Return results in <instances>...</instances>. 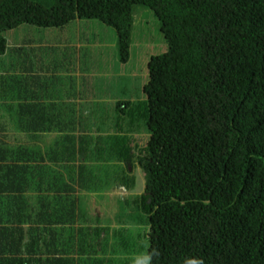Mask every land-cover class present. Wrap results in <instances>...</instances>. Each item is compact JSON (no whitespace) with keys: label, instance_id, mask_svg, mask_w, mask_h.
<instances>
[{"label":"trees","instance_id":"trees-1","mask_svg":"<svg viewBox=\"0 0 264 264\" xmlns=\"http://www.w3.org/2000/svg\"><path fill=\"white\" fill-rule=\"evenodd\" d=\"M136 5L153 12L167 44L148 62L147 104L136 111L150 134L144 152L131 164L127 132L137 108L124 101L115 104L118 120H103L111 127L105 133L80 136L85 155L97 162H81L77 173L43 170L34 146L15 143V136L0 139V264H100L98 249L107 243L96 237L101 232L109 240L111 230L100 227L91 236L72 230L89 221L68 200L72 186L95 191L112 172L118 186L134 191L137 168L143 193L116 216L146 218V264H264V0H0V60L8 56L10 71L18 72L0 80V107L14 126L36 132L49 119L44 98L53 89L27 80L42 71L39 61L15 64L29 49L9 48L7 32L94 20L114 31L125 61ZM34 54L41 56V49ZM12 93L25 100L14 116L17 107L7 106ZM97 105H86V122L101 123ZM33 189L42 192L29 193ZM10 202L34 205L39 225L20 229L33 215L18 213ZM121 231L112 230V247L126 246ZM73 232L84 235L80 246ZM24 240L36 242L24 246Z\"/></svg>","mask_w":264,"mask_h":264},{"label":"rangeland","instance_id":"rangeland-1","mask_svg":"<svg viewBox=\"0 0 264 264\" xmlns=\"http://www.w3.org/2000/svg\"><path fill=\"white\" fill-rule=\"evenodd\" d=\"M99 23L100 22L97 21H82L79 24V20H76L68 24L63 29H41L39 30V33L33 37H25L29 33L30 28L23 26L16 31L6 33V38H8L7 46L9 48L18 46L29 47L28 53L22 55L21 60L28 63L29 61H32L34 63L35 61L32 60V57L36 50L41 49V55L48 52L49 47L47 46V43L54 41L55 39L67 38L69 40L73 39L74 41L72 44H76V36L79 30V25H81L82 30L84 27L92 30L89 32H81L80 36L92 38L97 42L95 50L99 62V71L97 74L99 76L103 75V70L100 69V64L106 63L112 88L115 90L119 87L123 94L122 100L129 103V107L137 108L134 112L135 121L133 127L129 128L127 132L130 146L133 148L135 153L131 164H136L135 160L139 157L138 153L145 149L147 141L150 137L145 121L142 117H140L142 114L136 112L140 109L143 111L147 104L144 86L148 82V62L151 56L163 54L167 50V44L160 32L159 21L154 16L153 12L143 6L136 5L133 7V24L129 36L128 58L127 60L122 61L119 55L121 53L118 52L116 47L117 37L114 31L102 24L99 25ZM73 52L76 54L74 58L77 59L76 63H80L82 60V50L77 49ZM45 54L43 55V60L48 63V72H34L31 74L33 79L31 78L27 80H34L35 82L41 83L44 80L61 77V61L56 58L55 54L52 59L48 56L46 58ZM6 58L8 59V56H6ZM7 59L0 60V80H3V76L6 73L16 74L12 71L13 69L10 71L12 65H8V63H12ZM15 64H19L18 60ZM93 64L94 60L87 61L84 65H82V68L86 66L90 69ZM17 81L22 84L26 81V79L22 78ZM47 93H53V89L51 90L49 88ZM15 94L16 93H12L11 96ZM11 96L4 95V98ZM124 102L120 101L121 104ZM116 109V106L115 108L108 106L104 110H98V114L99 116H109L107 119L103 120L116 121L118 120V113L115 112ZM81 118L82 120H87L86 113L83 112ZM99 125H101L100 122ZM143 152H141L140 156ZM88 157L93 158L92 155ZM110 163H112V161ZM131 173L132 175H135L138 184L135 190L128 193L126 196L117 197L119 194L112 187L108 188V191L101 194L99 192L97 195L87 196L86 194H82L80 196L83 208L90 210V213L86 214L89 221L84 224V227L87 228L79 226H76L75 228L78 230H86L85 233L89 234V236L94 234L100 227H108L111 230L108 234L109 240H106L101 232L96 237V241H103L107 243L106 246L103 245L98 249V257L99 259H102L100 264L147 263V233L149 225L146 222V218L143 216L144 218H137V222H134L130 220H118L116 216L118 208L128 203L131 204L132 201L135 200V198L144 190V178L138 168L131 171ZM101 206H104L105 210H103ZM115 228L122 229L118 237L121 241H126V246L119 245L118 247H112L110 244L113 241L112 238L110 239L111 233ZM74 232L79 231L74 230ZM74 232L72 235L75 238L76 234ZM83 237L84 235H79L75 238V240L79 243L78 246H80V238Z\"/></svg>","mask_w":264,"mask_h":264},{"label":"crops","instance_id":"crops-1","mask_svg":"<svg viewBox=\"0 0 264 264\" xmlns=\"http://www.w3.org/2000/svg\"><path fill=\"white\" fill-rule=\"evenodd\" d=\"M94 21V20H92ZM82 21H79V24ZM101 23H99L100 25ZM29 28V27H28ZM79 25V30L77 32L76 44H72L74 41L67 38L55 39L47 43L49 54H45L46 58H53L54 54L56 58L61 61L62 65V75L61 77L54 78L51 80H44L39 85L42 89L47 87V82L51 84L53 88V93H47L44 98V111L45 119L43 125H38L36 132L25 130V125H19V128L14 126V118L10 119L7 117V113L3 111V107H0V139L9 135L10 137H17L16 140H13L15 143L26 142L28 146H34L32 148L36 154L34 158L37 159L40 165L44 167H49L51 171H56L64 175L66 172H75L79 170V165L81 162H85L86 165L92 166L95 165L97 160H93L91 157L86 156L87 148L82 146L80 143V136H93L95 134L101 136L105 133L103 129L111 128L108 123L104 122L103 119H107L109 116H99L101 119V125L96 120H82V113H85V107L88 103H93L96 105V110H104L106 107L111 106L115 108L117 102H122L123 94L121 89L117 87L115 90L110 84V75L106 67V63L100 64L101 70H103V75L99 76L97 73L99 71V62L98 57L95 53L97 42L92 38L81 37L80 33L85 31H92L86 27L81 29ZM39 33V30L31 29L25 37H33ZM76 35V34H75ZM24 37V38H25ZM8 39V38H7ZM117 47V46H116ZM29 49V47H27ZM80 49L82 50V60L80 63H76L77 59L75 58V53L73 51ZM43 54V55H44ZM43 55L37 57L35 54L32 57V60L37 61L39 64L35 66L41 69L43 73L48 72V63L44 62ZM44 58V59H46ZM94 60V64L89 69V72H85L82 65L87 61ZM19 64L27 63L22 61L21 58L18 60ZM30 62V61H29ZM14 71L16 74L18 72ZM87 78V80H86ZM94 80H93V79ZM95 83V88H90L91 83ZM108 86V91L106 89ZM103 91L106 95H103ZM3 101L0 100V104ZM8 108L17 107L16 110H11L10 115L14 116L15 112H20V108L25 103V100L22 96H12L7 101ZM53 120L54 122H47ZM27 123V121H26ZM46 126L44 127V125ZM100 128L98 133L94 130ZM64 148L68 149V153H61V150ZM70 161L71 163H67ZM92 161L94 163H92ZM109 173V172H108ZM112 172L109 173L108 178H104V184L102 187L95 191H88L86 186L79 188L77 184L73 185L72 195L68 200H75V207L79 209L78 213L89 214L90 210L83 208L80 196L82 194L97 195L99 192L104 193L108 191V188L112 187L115 191L118 192L117 197H123L128 195L132 191H126L121 186H118L117 183L113 180ZM40 191L30 190L29 193L37 194L41 193ZM44 192V191H43ZM143 191L140 193L142 194ZM139 194V195H140ZM9 206L11 208H19L18 213L25 215H33L31 220L23 221L19 223L20 229H27L28 225L33 223V227L39 225L38 222H35L34 215L37 214V210L34 205L26 204L22 202H10ZM105 210L104 206H101ZM72 230L79 231L76 228ZM80 232V231H79ZM73 238L72 233L70 234ZM36 241L24 240V246L32 245ZM26 252L23 250V253Z\"/></svg>","mask_w":264,"mask_h":264},{"label":"clouds","instance_id":"clouds-1","mask_svg":"<svg viewBox=\"0 0 264 264\" xmlns=\"http://www.w3.org/2000/svg\"><path fill=\"white\" fill-rule=\"evenodd\" d=\"M98 22V21H97ZM102 24V23H101ZM102 25H104V24H102ZM104 26H106V25H104ZM106 27H108V26H106ZM108 28H110V27H108ZM116 35V34H115ZM116 45H117V43H116ZM117 49H118V47H117Z\"/></svg>","mask_w":264,"mask_h":264}]
</instances>
